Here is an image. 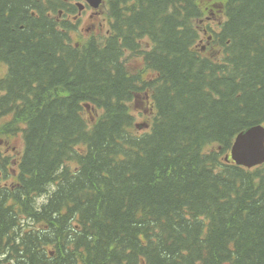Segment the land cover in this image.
<instances>
[{
  "label": "trees",
  "instance_id": "1",
  "mask_svg": "<svg viewBox=\"0 0 264 264\" xmlns=\"http://www.w3.org/2000/svg\"><path fill=\"white\" fill-rule=\"evenodd\" d=\"M106 8L76 45L73 0H0V133L25 141L0 264H264V164L226 158L264 125V0L203 30L202 0Z\"/></svg>",
  "mask_w": 264,
  "mask_h": 264
},
{
  "label": "rangeland",
  "instance_id": "2",
  "mask_svg": "<svg viewBox=\"0 0 264 264\" xmlns=\"http://www.w3.org/2000/svg\"><path fill=\"white\" fill-rule=\"evenodd\" d=\"M202 1L205 7V16H204L205 19L201 21V27H200L201 30H203L205 26H209L211 24L212 25L217 24V21L221 19L220 13L223 10V3H224V0H202ZM89 12L83 13L82 15H80L81 22L78 25V32H75L73 34V37H72L73 41H81L84 39H88L92 34L98 33L99 31H103L102 34H105L107 32V29H108L107 27L98 26L99 21L101 22L103 19L99 18L98 14H95L94 18L90 19ZM99 13H104V12H101L100 10ZM95 23L98 27L95 26ZM201 45H207V47L210 48L211 43L207 44L206 37L202 36ZM134 64L138 68L142 67L141 62L137 59L134 60ZM6 72H7L6 65L0 62V77H2L3 75L5 76ZM132 109H134V113L137 115L138 119H142L144 117V116L143 117L141 116L142 113L143 115L147 113L144 107L142 108L141 105H138L136 103L132 105ZM141 109H142V112L140 113V116H138V112ZM7 121L8 119L6 120V119L0 118V127L3 126ZM140 129H143V128L141 127ZM0 138L3 140L0 143V153H2L3 151L4 153H7L11 156H15L17 152L23 149L24 147L23 137L20 133H17L14 136H8L6 134H3V135H0Z\"/></svg>",
  "mask_w": 264,
  "mask_h": 264
},
{
  "label": "water",
  "instance_id": "3",
  "mask_svg": "<svg viewBox=\"0 0 264 264\" xmlns=\"http://www.w3.org/2000/svg\"><path fill=\"white\" fill-rule=\"evenodd\" d=\"M93 7H98L103 0H87ZM231 154L233 159L248 167L264 162V126H251L240 133L233 142Z\"/></svg>",
  "mask_w": 264,
  "mask_h": 264
}]
</instances>
